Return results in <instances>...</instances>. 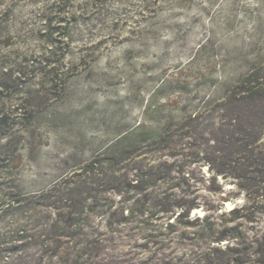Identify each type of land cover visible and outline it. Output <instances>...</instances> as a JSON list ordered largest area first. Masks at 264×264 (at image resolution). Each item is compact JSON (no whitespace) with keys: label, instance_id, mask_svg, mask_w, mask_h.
Segmentation results:
<instances>
[{"label":"rangeland","instance_id":"rangeland-1","mask_svg":"<svg viewBox=\"0 0 264 264\" xmlns=\"http://www.w3.org/2000/svg\"><path fill=\"white\" fill-rule=\"evenodd\" d=\"M0 264H264V0H0Z\"/></svg>","mask_w":264,"mask_h":264},{"label":"trees","instance_id":"trees-1","mask_svg":"<svg viewBox=\"0 0 264 264\" xmlns=\"http://www.w3.org/2000/svg\"><path fill=\"white\" fill-rule=\"evenodd\" d=\"M262 85H263V84H262ZM256 88H257V90H258V89H260L261 87H259V86H255V85H254L250 90H252V89L255 90Z\"/></svg>","mask_w":264,"mask_h":264}]
</instances>
